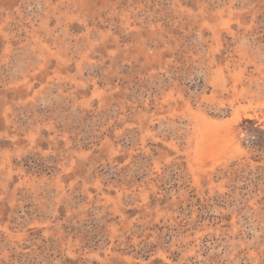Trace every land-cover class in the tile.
Instances as JSON below:
<instances>
[{
  "label": "rangeland",
  "instance_id": "1",
  "mask_svg": "<svg viewBox=\"0 0 264 264\" xmlns=\"http://www.w3.org/2000/svg\"><path fill=\"white\" fill-rule=\"evenodd\" d=\"M0 264H264V0H0Z\"/></svg>",
  "mask_w": 264,
  "mask_h": 264
}]
</instances>
